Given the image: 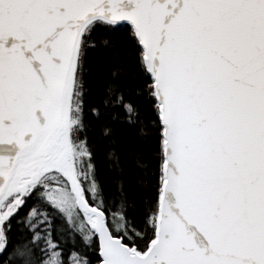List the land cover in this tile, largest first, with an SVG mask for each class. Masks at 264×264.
I'll use <instances>...</instances> for the list:
<instances>
[{"label":"snow or ice","instance_id":"obj_1","mask_svg":"<svg viewBox=\"0 0 264 264\" xmlns=\"http://www.w3.org/2000/svg\"><path fill=\"white\" fill-rule=\"evenodd\" d=\"M0 264H264V0H0Z\"/></svg>","mask_w":264,"mask_h":264}]
</instances>
